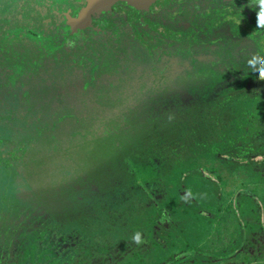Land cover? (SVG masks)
<instances>
[{"label": "trees", "instance_id": "1", "mask_svg": "<svg viewBox=\"0 0 264 264\" xmlns=\"http://www.w3.org/2000/svg\"><path fill=\"white\" fill-rule=\"evenodd\" d=\"M24 20L0 19V174L14 202L4 217L38 219L14 264H264V81L248 64L264 51L226 77L172 83L137 116L124 98L135 92L97 85L117 57L86 65L93 85L60 88L56 66L40 69L56 51Z\"/></svg>", "mask_w": 264, "mask_h": 264}, {"label": "flooded vegetation", "instance_id": "2", "mask_svg": "<svg viewBox=\"0 0 264 264\" xmlns=\"http://www.w3.org/2000/svg\"><path fill=\"white\" fill-rule=\"evenodd\" d=\"M6 2L14 4L16 11L10 12V6L4 8ZM144 3L143 8H137L128 0H0V19L16 26L25 19L35 31L34 38L42 35L43 46L58 52L56 56L50 53L47 64L40 69L43 73L56 66L63 79L60 88L81 90L93 85L87 83L92 75L86 65L117 57V72L103 75L97 85L111 83L126 93L135 92L124 98L127 112L137 116L159 108L163 101L161 89L172 83L187 85V76L195 73L226 77L229 68L246 61L245 54L264 51V28L257 27L259 7L252 0ZM232 56L235 62L230 61ZM142 60L144 64L139 65ZM142 70L149 72L144 86L138 79ZM37 83L43 85L41 80ZM84 97L73 96L72 101L87 102ZM26 213L15 220L4 217L0 221V239L5 246L0 251V264L22 260L28 245L24 242L32 240L22 237L24 227L31 224L36 228L38 223L37 218L28 220Z\"/></svg>", "mask_w": 264, "mask_h": 264}, {"label": "rangeland", "instance_id": "3", "mask_svg": "<svg viewBox=\"0 0 264 264\" xmlns=\"http://www.w3.org/2000/svg\"><path fill=\"white\" fill-rule=\"evenodd\" d=\"M133 6L137 7V8H143V6H145V3L143 0H138L135 1L134 3H131ZM147 173H142L140 174V171L137 172V175L139 176H147ZM140 182L143 181V179H139ZM11 183H12V179H6L4 176H2L0 174V216L4 218L5 215H7L6 213H8V209L11 208V206L14 204V202L11 201ZM12 214V213H11ZM13 220H15L16 216L12 214ZM6 219H10V217H7ZM5 220V219H4ZM15 221H13L14 223ZM259 240V244H263L264 243V238L262 237H258ZM1 244V241H0ZM218 248H212L209 249L207 252H209L210 254L212 253L213 255H215L214 253L216 251H218ZM227 264H242L241 260H231L229 261Z\"/></svg>", "mask_w": 264, "mask_h": 264}, {"label": "clouds", "instance_id": "4", "mask_svg": "<svg viewBox=\"0 0 264 264\" xmlns=\"http://www.w3.org/2000/svg\"><path fill=\"white\" fill-rule=\"evenodd\" d=\"M252 2L259 7V11L256 14L257 27L264 28V0H252ZM248 64L256 71L257 78L260 81H264V60H259L258 57L254 55L252 59L248 61ZM172 118L173 117L169 116V120ZM132 239L136 244L142 243L141 234L139 232L135 233Z\"/></svg>", "mask_w": 264, "mask_h": 264}, {"label": "water", "instance_id": "5", "mask_svg": "<svg viewBox=\"0 0 264 264\" xmlns=\"http://www.w3.org/2000/svg\"><path fill=\"white\" fill-rule=\"evenodd\" d=\"M130 3H134L135 1H138V0H128ZM143 1H146V0H143Z\"/></svg>", "mask_w": 264, "mask_h": 264}]
</instances>
